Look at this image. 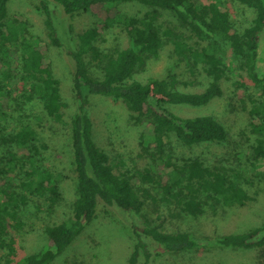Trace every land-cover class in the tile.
I'll use <instances>...</instances> for the list:
<instances>
[{
  "label": "trees",
  "instance_id": "16d2710c",
  "mask_svg": "<svg viewBox=\"0 0 264 264\" xmlns=\"http://www.w3.org/2000/svg\"><path fill=\"white\" fill-rule=\"evenodd\" d=\"M10 1L0 0V69L6 67L0 74V264H11L16 250L13 232L24 231L28 205L33 203L38 212L51 215L64 199L58 174L44 156L48 146L40 140L39 132L66 125L71 134V175L77 184L71 216L46 223L47 243L20 264H52L94 221L99 210L141 219L136 224L130 217L127 223L137 237L127 264H138L141 257L149 264L152 245L171 253L264 247V221L247 232L202 239L153 225L162 218V207L172 218L197 220L209 211L215 215L227 209H244L257 200L259 192L251 193L246 187L254 181L241 169L210 167L198 157H175L172 140L188 148L222 144L228 132L212 115L183 116L171 108L206 107L224 96L225 82L232 81V101L250 105L252 165L264 161V0H238L254 13L242 31L233 25L223 0H41L33 4L44 13L42 22L52 46L64 50L72 66L77 111L69 121L60 81L46 61L48 45H34L26 39V24L8 14ZM49 3L60 6L70 20L87 15L98 18L94 26L78 31L77 49L63 43ZM131 4L148 10L143 16L128 13L124 6ZM161 10L174 13V28L163 29ZM116 27L129 44L106 52L100 45L107 30ZM168 46L186 62L190 75L200 68L210 79L203 91H184L180 85L186 82L171 72L149 76L145 81L134 78ZM14 61L16 67L11 68ZM92 68L101 75H93ZM234 71L239 79L233 81ZM249 85L260 97L249 93ZM16 90L19 95L14 97ZM92 95L118 100L125 106L129 121L139 130L140 157L147 166L130 168L97 146L90 114ZM33 99L42 105L40 113L26 107ZM148 131L151 139L145 144ZM157 163L162 170L156 169ZM255 175L264 181V173Z\"/></svg>",
  "mask_w": 264,
  "mask_h": 264
},
{
  "label": "rangeland",
  "instance_id": "374dc122",
  "mask_svg": "<svg viewBox=\"0 0 264 264\" xmlns=\"http://www.w3.org/2000/svg\"><path fill=\"white\" fill-rule=\"evenodd\" d=\"M41 0H11L8 3V14L11 18L19 17L26 24V39L34 45H48L46 61L50 64L52 71L60 81V89L64 101L67 104L66 121L77 111V104L72 91V66L67 60L65 51L52 46L46 35L42 17V10H37L33 4ZM223 7L228 11L233 25L240 31L249 26L254 13L238 0H223ZM55 27L59 31L65 45L78 48V31L83 28L94 26L98 22L96 16L87 15L80 19L70 20L63 9L49 3ZM128 13L143 16L148 10L137 4L124 6ZM162 12L161 24L163 29L174 28L177 19L170 11ZM72 23V25L70 24ZM105 42L101 43L102 50L108 52L115 48H126L128 39L116 27L107 30L104 35ZM14 48L10 46L9 49ZM12 58H15L13 53ZM1 67V66H0ZM13 62L11 68H15ZM6 67L0 69V74ZM93 70V75L100 76V71ZM171 72L177 75L178 80L185 81L186 85L180 87L187 92H201L208 85L210 79L200 69L189 74L188 65L180 61L173 52V47H165L157 60H151L146 69L136 72L135 79L145 81L152 75H164ZM239 79L238 72L234 71L231 80ZM249 93L254 98L260 97L259 92L253 85H249ZM225 93L221 98H216L206 107L189 108L186 106H175L171 110L183 116L212 115L219 119L226 127L228 139L222 144H203L188 148L181 146L172 140L171 147L177 159L200 158L205 165L225 166L227 168L241 169L253 182L250 186L251 193L259 192L256 201L250 202L244 209H227L226 212L219 211L217 214L208 212L197 220L183 218H172L168 211L163 208L162 218L153 222L154 226L161 227L167 232L184 231L191 233L196 239L208 236H219L227 233L247 232L264 221V181L255 177L257 173H264V161L252 165L250 148L253 143V136L250 130V117L247 109L249 104L233 102L231 91L234 89L232 81L224 84ZM19 91L14 92L17 97ZM90 114L94 122V139L97 146L107 152L113 159L125 161L128 167L144 168L147 162L140 157L139 130L131 124L128 119V111L118 100L103 96H91ZM246 109H244V106ZM28 109L40 113L42 105L39 100L26 104ZM150 133L147 132L145 144L150 141ZM69 125L57 128H43L39 132L42 143L48 146L44 152L49 166L58 174V181L63 193V201L56 211L48 215L44 211L38 212L35 205L31 203L25 210L23 221L24 231L13 232L16 236L15 255L11 257V264H20L29 254L38 252L47 243L44 233V225L53 221H64L71 216V205L76 196V181L71 175V148H70ZM157 170H162L160 163H157ZM255 169V170H254ZM2 199V196H0ZM152 219L156 218L151 214ZM131 217V219H129ZM140 224L141 219L135 215H127V218L114 213H105L102 210L97 212L94 221L86 227L80 236L59 256L52 264H127L128 258L137 243V237L132 230L129 221ZM150 239H148L149 241ZM152 256L149 264H264V247L250 249H231L212 247L198 249L184 253H171L150 246ZM138 264H146L145 258L141 257Z\"/></svg>",
  "mask_w": 264,
  "mask_h": 264
}]
</instances>
